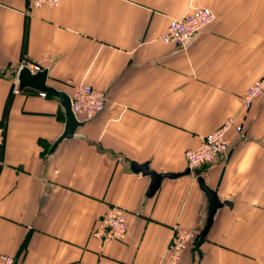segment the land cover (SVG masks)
<instances>
[{"label": "crops", "instance_id": "0c3cea01", "mask_svg": "<svg viewBox=\"0 0 264 264\" xmlns=\"http://www.w3.org/2000/svg\"><path fill=\"white\" fill-rule=\"evenodd\" d=\"M209 7L216 20L183 46L160 37L173 18ZM49 69L68 93L87 83L106 93L104 111L50 149L65 129L54 96L13 90L22 61ZM264 76V0H61L30 8L0 0V254L17 264H162L178 229L197 235L208 198L191 173L157 192L132 161L158 172L189 168L186 151L235 117L228 159L197 169L219 197L201 246L178 264L264 263V95L243 96ZM72 81V84L68 83ZM128 212L121 241L93 236L110 205Z\"/></svg>", "mask_w": 264, "mask_h": 264}, {"label": "built area", "instance_id": "2783aa9c", "mask_svg": "<svg viewBox=\"0 0 264 264\" xmlns=\"http://www.w3.org/2000/svg\"><path fill=\"white\" fill-rule=\"evenodd\" d=\"M29 7H58L61 0H28ZM216 20L215 12L209 7H195L181 18H173L167 28V31L160 37L165 44L183 46L188 40L196 36L205 28L210 26ZM29 67L32 71L42 70L41 65L32 64L29 61H22L18 71L23 67ZM18 74V73H17ZM13 90L20 93L17 87V75L13 79ZM69 84L72 81L68 80ZM47 96L46 92L40 93ZM72 97L74 112L79 115H85L87 118H93L100 115L107 104L108 98L104 91L95 88L91 84L81 83L73 85ZM264 95V76L256 80L246 90L242 107L248 109L252 103ZM234 119L226 120L220 127L203 136L201 144L195 149L186 151L188 166L192 170L200 169L222 158L228 159L231 145L228 138L229 130L234 124ZM238 131L242 130L240 125L236 126ZM5 141V127L0 117V145ZM128 212L122 206L113 204L107 207L104 215L101 217L97 229L93 236L97 237L103 243L121 241L126 238L128 233ZM197 233L194 230L178 229L172 238L167 254L162 264H178L188 245L195 241ZM0 264H17V258L11 254H0Z\"/></svg>", "mask_w": 264, "mask_h": 264}, {"label": "water", "instance_id": "95a60500", "mask_svg": "<svg viewBox=\"0 0 264 264\" xmlns=\"http://www.w3.org/2000/svg\"><path fill=\"white\" fill-rule=\"evenodd\" d=\"M48 74L49 69L47 68L40 71H32L29 67L25 66L18 71L17 87L30 93L40 94L41 92H46L48 95L54 96L60 100V103L65 110L66 123L64 132L59 137V139L54 142L50 149V153H53L58 147L59 143L64 139L76 136L77 128L83 125L85 121L79 120L77 114L74 112L72 108L73 101L70 93L47 83ZM131 169L135 173H143L144 175H149L151 177V183L147 191L150 196H153L157 192L162 180L165 178H177L191 173H195L197 175V182L208 198V211L206 224L204 228L198 233L194 241V247L192 251L193 253L197 252L198 254L202 255L201 246L214 223L215 215L218 209L222 208L224 205H229V201H223L219 197L217 190L207 183L206 178L200 174L199 171L192 170L190 167L182 172H158L154 169H151L148 162L138 163L136 161H132Z\"/></svg>", "mask_w": 264, "mask_h": 264}, {"label": "rangeland", "instance_id": "374dc122", "mask_svg": "<svg viewBox=\"0 0 264 264\" xmlns=\"http://www.w3.org/2000/svg\"><path fill=\"white\" fill-rule=\"evenodd\" d=\"M248 109H249V108H248ZM248 109H245V110H248ZM231 118H233L235 122H234L232 128L229 130V133H230L232 130H235V131H237L238 133H242V132L244 131L243 125H242V124H238V123L236 122L235 117H229L228 119H231ZM228 119H227V120H228ZM237 125H240V126L242 127V130H241V131H238V130L236 129V126H237ZM262 264H264V263H262Z\"/></svg>", "mask_w": 264, "mask_h": 264}]
</instances>
